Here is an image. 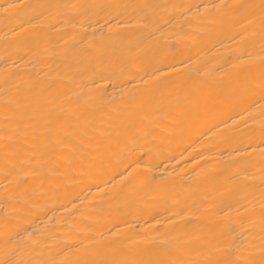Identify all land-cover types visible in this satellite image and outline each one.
Returning <instances> with one entry per match:
<instances>
[{
  "label": "bare ground",
  "instance_id": "6f19581e",
  "mask_svg": "<svg viewBox=\"0 0 264 264\" xmlns=\"http://www.w3.org/2000/svg\"><path fill=\"white\" fill-rule=\"evenodd\" d=\"M0 264H264V0H0Z\"/></svg>",
  "mask_w": 264,
  "mask_h": 264
}]
</instances>
